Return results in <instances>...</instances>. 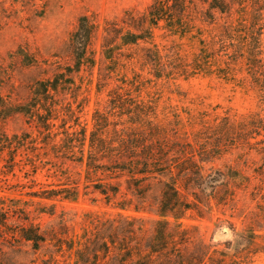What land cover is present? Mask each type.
<instances>
[{
  "label": "rangeland",
  "instance_id": "1",
  "mask_svg": "<svg viewBox=\"0 0 264 264\" xmlns=\"http://www.w3.org/2000/svg\"><path fill=\"white\" fill-rule=\"evenodd\" d=\"M150 4L151 0H0L2 99L24 103L37 82L71 64L69 37L77 20L87 16L98 27L90 49L95 65L74 74V92L68 97L74 120L89 131L98 111L112 115L111 125L122 129L129 119L108 105V95L118 92L113 97L127 104L128 112L138 109L146 115L139 122L149 134L129 135L139 144L153 140V154L168 156L171 165L160 168L167 171L155 176L151 185L140 184L145 199L126 191L128 178L121 177L117 201L125 197L132 205L140 204L145 212L138 213L105 204L91 184L83 183V165L56 158L49 146L29 145L10 157L0 154V216L7 219L0 226V264H113L112 236L122 239L131 219H141L144 231L151 229L160 188L167 182H174L193 208L181 223L196 228L207 247V264H264V143L247 125L255 123L254 114L264 121V106L248 86L242 90L216 77L187 78L199 49L190 36L174 37L159 27L147 43L119 46L116 38L121 32L148 28ZM201 11L200 6L192 20L209 32ZM259 27L264 33V22ZM104 41L105 50L115 49L111 61L104 56ZM155 52L159 64L154 65ZM237 69V78H245L244 67ZM126 83L140 94L127 92L122 86ZM135 100L144 107L136 106ZM2 128L9 136L29 131L21 116L8 119ZM108 137L116 141L118 134ZM141 153L131 151L130 156L143 157ZM74 184L80 192L74 202L30 197ZM30 227L44 239L37 249L19 235ZM192 251L199 252L196 247Z\"/></svg>",
  "mask_w": 264,
  "mask_h": 264
},
{
  "label": "trees",
  "instance_id": "2",
  "mask_svg": "<svg viewBox=\"0 0 264 264\" xmlns=\"http://www.w3.org/2000/svg\"><path fill=\"white\" fill-rule=\"evenodd\" d=\"M200 6L203 22L211 27L209 32L197 28L192 20ZM146 19L148 28L144 31L136 29L134 33L125 30L120 34L119 29L120 37L116 38L119 46L147 43L153 37L152 31L159 27L174 37L190 36L198 42L199 49L190 63L187 78L216 77L242 90L248 86L255 91L258 104L264 106V33L263 28L259 27V23L264 22V0H151ZM226 19L227 22L222 21ZM97 31L98 27L92 19L80 17L69 37L72 63L61 67L51 78L37 82L24 103L13 104L0 97V154L10 157L11 152L27 149L29 145L49 146L56 158L83 165V183L91 184L105 204L112 203L118 211L132 209L143 213L145 209L140 204L132 205L131 199L124 197L122 201H117L121 177L128 178L126 191L132 190L134 198L145 199L147 193L140 192V184L151 185L150 181L155 176L167 171L166 167L171 168L168 156L153 154V140L139 144L134 137L145 132L149 134V130L142 126L143 122H139L146 120V115L138 113V109L133 113L128 112L127 104L113 97L119 96L116 95L118 92H113L108 95V105L113 110L124 112L122 115L131 122L128 120L122 129H117L110 123L112 115L95 111L92 127L88 131L74 120V111H71L68 100L74 92V74L95 65L90 49ZM103 48L106 60L111 61L115 49L105 50V41ZM154 54L152 63L159 64V56L156 52ZM143 60L148 62L147 59ZM240 65L244 67L245 78H237ZM122 86L127 87L129 93L140 94L132 83ZM117 89L122 91L123 87ZM135 102L136 106L144 107L142 101ZM14 116L23 118L28 132L9 136L3 131V125ZM253 119L255 123L247 124L248 128L256 136H261L264 143V121H260L257 114L253 115ZM112 132L118 134L116 141L108 137ZM131 133L135 135L130 136ZM131 151L144 152V156L131 157ZM261 155L264 158V149ZM4 174L8 175L9 172ZM79 193V185L74 184L68 189L31 193L30 197L74 202ZM191 210L193 208L183 201L174 182L162 184L154 212L157 220L151 229L144 231L141 219H131L122 239L118 240L120 235L117 234L112 236L109 245L114 250L113 264L209 263L207 247L195 234L196 228H186L181 223ZM6 221V217L0 216V226H4ZM138 222L141 223L135 227ZM19 235L34 249L44 240L38 229L31 227L20 231ZM194 247L198 253L192 251Z\"/></svg>",
  "mask_w": 264,
  "mask_h": 264
}]
</instances>
